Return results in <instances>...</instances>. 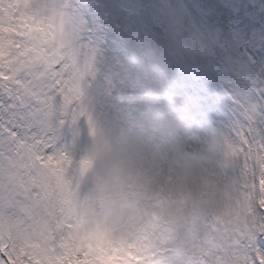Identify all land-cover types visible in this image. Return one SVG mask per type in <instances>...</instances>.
<instances>
[{
  "label": "snow or ice",
  "instance_id": "obj_1",
  "mask_svg": "<svg viewBox=\"0 0 264 264\" xmlns=\"http://www.w3.org/2000/svg\"><path fill=\"white\" fill-rule=\"evenodd\" d=\"M181 9L188 27L174 37ZM254 15L264 27V0H0V264H145L116 244L104 256L78 245L66 196L99 216L109 176L119 195L141 185L128 212L151 223L149 206L182 183L176 159L213 139L222 149L203 161L205 177L239 181L264 225V45L250 42ZM224 18L240 20L239 31ZM192 29L215 33L207 55L174 43L189 44ZM238 60L253 86L229 71ZM102 140L112 151L98 156ZM224 154L234 167L219 166ZM254 235L251 264H264V231Z\"/></svg>",
  "mask_w": 264,
  "mask_h": 264
},
{
  "label": "rangeland",
  "instance_id": "obj_2",
  "mask_svg": "<svg viewBox=\"0 0 264 264\" xmlns=\"http://www.w3.org/2000/svg\"><path fill=\"white\" fill-rule=\"evenodd\" d=\"M194 7L206 0H188ZM230 4H252L259 0H228ZM49 7L53 16L57 14L55 6ZM181 15L171 23L174 37H180L186 28ZM256 16L247 21L248 35L253 44L264 45V27L255 23ZM226 28H234L238 19L228 18L219 21ZM190 43L174 41L183 52L191 55H207L215 45V33L210 30L192 29ZM260 59V54L250 50ZM235 70L249 87L253 86V73L246 60L230 62L229 71ZM246 95V92H245ZM222 149L218 139L211 140L200 154L186 153L175 161V169L182 183L168 190V197L151 204L148 211L153 222H141L130 209H134L135 200L142 196L143 187L132 185L127 195H119L115 189L114 178L100 185V203L102 215L92 209L77 206L67 198L65 207L67 218L73 221L72 236L77 244L91 246L100 256L116 244L121 251L131 249L145 258V264H251L248 248L256 243L254 230L264 231L251 208L252 197L240 188V182L229 179L223 182L219 177H205L203 161L220 155ZM112 151V145L101 143L98 156ZM221 168L235 166V160L224 154L217 159ZM128 212L127 215L125 213ZM209 216L213 218L210 228L206 226ZM91 222L93 229L84 231V224ZM130 241V243H129ZM246 242V245L245 243ZM160 255L152 259L154 254Z\"/></svg>",
  "mask_w": 264,
  "mask_h": 264
},
{
  "label": "bare ground",
  "instance_id": "obj_3",
  "mask_svg": "<svg viewBox=\"0 0 264 264\" xmlns=\"http://www.w3.org/2000/svg\"><path fill=\"white\" fill-rule=\"evenodd\" d=\"M75 21L72 22V24L69 25V29H71V27L74 25ZM101 143H104V144H108V145H111L108 141H103Z\"/></svg>",
  "mask_w": 264,
  "mask_h": 264
}]
</instances>
